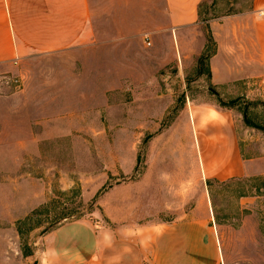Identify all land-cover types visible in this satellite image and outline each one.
Instances as JSON below:
<instances>
[{"label":"rangeland","instance_id":"1","mask_svg":"<svg viewBox=\"0 0 264 264\" xmlns=\"http://www.w3.org/2000/svg\"><path fill=\"white\" fill-rule=\"evenodd\" d=\"M91 3L90 41L0 62V264H56L52 235L72 220L153 238L211 215L223 264H264V69L246 61L242 26L264 21V5L208 0L197 24L169 36L160 0ZM220 18L242 26L238 40L223 37L239 56L225 51L213 77L210 22ZM210 106L231 121L239 180L203 170L193 119Z\"/></svg>","mask_w":264,"mask_h":264},{"label":"crops","instance_id":"2","mask_svg":"<svg viewBox=\"0 0 264 264\" xmlns=\"http://www.w3.org/2000/svg\"><path fill=\"white\" fill-rule=\"evenodd\" d=\"M103 1L132 5L139 0ZM141 1L150 7L154 0ZM160 1L166 15L161 27L170 32L169 36L172 33L177 36L182 27L198 23L199 4L208 0ZM252 4L254 9L264 5V0H252ZM249 19L250 22L242 24L251 31V44L243 47L246 61H257L264 69V21ZM210 24L218 41L217 50L211 56V73L216 77L226 69H223L226 65L218 63L225 51L239 56L235 46L223 44L225 31H233L232 40H238L242 26L226 18L211 20ZM148 37L151 43L155 41L151 33ZM91 39V0H0V62L28 52L62 51ZM228 72L223 76H237ZM193 120L196 144L207 177L224 180L243 176L245 159L226 112L210 106L196 113ZM50 255L56 264H223L218 226L212 215L173 221L153 238L140 235L115 238L104 231L96 232L85 221L72 220L54 230Z\"/></svg>","mask_w":264,"mask_h":264},{"label":"trees","instance_id":"3","mask_svg":"<svg viewBox=\"0 0 264 264\" xmlns=\"http://www.w3.org/2000/svg\"><path fill=\"white\" fill-rule=\"evenodd\" d=\"M205 3H206V1H203V2H201L199 4V9H198V15H199V17H201V15H202L201 9H202V7L204 6ZM239 179H240V177H231V178H228V179H226L224 181H218V180H216V182H218V183L219 182L224 183V182H228V181H231V180H239ZM211 199H212V203H213V206H214V200L212 198V193H211ZM216 217H217V215H216Z\"/></svg>","mask_w":264,"mask_h":264},{"label":"built area","instance_id":"4","mask_svg":"<svg viewBox=\"0 0 264 264\" xmlns=\"http://www.w3.org/2000/svg\"><path fill=\"white\" fill-rule=\"evenodd\" d=\"M256 11H257V14L259 16H264V9H257ZM143 39H144L146 45L151 44V42L149 41L148 34H143Z\"/></svg>","mask_w":264,"mask_h":264}]
</instances>
